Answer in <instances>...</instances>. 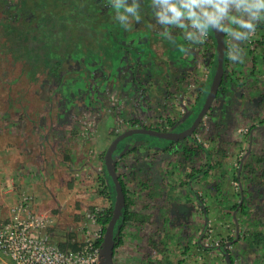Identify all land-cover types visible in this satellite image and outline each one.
I'll use <instances>...</instances> for the list:
<instances>
[{
	"label": "rangeland",
	"instance_id": "rangeland-1",
	"mask_svg": "<svg viewBox=\"0 0 264 264\" xmlns=\"http://www.w3.org/2000/svg\"><path fill=\"white\" fill-rule=\"evenodd\" d=\"M88 1L90 0H75L73 4H76L82 12L80 11L81 13L78 16H73L74 12L73 14L68 12V14L62 15L60 0H0V153L3 152V157H6L3 162H7L6 165H3L0 159V168H4L0 169V181H2L0 187L2 186L3 191L6 190L3 195L8 198L10 195H7L11 194L8 190L10 187L9 180L12 177H10V169L16 170L19 168L18 171L21 173L20 168L26 165L23 158L26 148L35 153V161L39 162L35 166L36 168L32 167L31 173L35 177L40 176V173L45 169L41 168L44 160L48 162L53 155L57 158L62 157L64 152L67 157L72 155L68 154L70 149L66 148V142L62 144V136L65 139L67 137L64 134L67 128L72 127L68 133L71 151L72 148H83L84 156L93 160V164H91L90 170L88 168V171H79V168H75L71 163L66 172L57 175L54 186L58 193H55L54 190L38 191V194L42 195L41 209L44 213L48 212L50 214L52 212V218L57 219L52 232L56 233L54 241L62 247H67L74 241L81 244L85 239L87 229H94L95 227L90 218L92 212L98 209L104 211L105 214L112 207L110 202L103 199L107 195L106 190L108 189L104 186V181L107 178L104 159L112 142L126 131L142 128L141 126L169 130L191 113L192 108L196 105L195 102L198 97L196 90L198 87L194 91L187 89L183 100H167L169 103L173 102L171 107L165 104L166 100L164 99L165 97L168 98L166 94L159 96L158 100L161 101V103L159 102V108L155 112L149 113V116H147L148 111H141V106L138 109V106L134 105L136 100L134 102L129 97L130 88L127 84L132 80L128 75V70L132 67L134 61L129 55L116 54V51L121 48V43H150V37L147 38L149 34L155 43H172V39H178L190 46H193L192 43L194 42L200 43L196 48H199L200 51L196 52V56L194 55L192 58L197 62L196 67L200 64L203 65L200 68L205 69L203 75L205 77L210 71L209 48L213 49L212 55H214L212 41H209V38H205L202 34L205 30L195 24L194 21L191 22L174 0H164L157 8L156 4H160V1L152 0V3H154L152 9L148 11V14L140 16L137 20L134 17V11L143 1L148 0H112L115 2V6L124 1L125 8L116 11L112 9V6L109 7L108 11L112 10L113 18H115L116 28L108 30L107 27L103 28L101 25L100 20L105 21L103 17L96 19V16H88L85 10ZM205 1L192 0L199 10L219 20L223 26L232 20L234 21V19L243 18V15L240 14L238 16L229 15L230 12L227 9H223L224 16L218 17L217 10H211L209 5L203 6L201 4ZM101 2L104 6L111 5L109 0H100V4ZM70 4L71 1H68L67 5L70 6ZM212 5H214V2ZM43 13L46 14L41 17L44 28L41 30V27L39 29L37 27H39L40 14ZM231 16L233 17L231 18ZM91 19H96L95 25L92 26L94 27L93 31L90 25ZM185 21L190 22L192 26V32L188 34L185 32L183 25ZM245 22L243 25L236 24V28L234 26L232 29L225 27L227 43L232 47L235 43L234 39L239 40L235 35L238 34L235 31L238 27L241 31L245 30V27L248 28L247 36L242 37L243 45H245L243 47L249 46L248 48H250L254 46L256 37L252 31H249V21ZM123 25L124 30L122 29ZM25 30H34L39 35L33 32L29 36H19L20 32ZM130 31L135 33L133 37L131 36V39L127 38L125 33ZM46 33L53 38L54 43H59L61 52V55L57 56L60 57V63L62 64L58 66V72L54 75H50L51 62L54 60L50 56V49L47 51L45 47H40L38 52V48H31L26 44L43 43L41 35L44 36ZM162 34L166 35L165 39L164 35L161 36ZM117 36H122L124 40L121 42ZM44 37L49 39L47 36ZM168 39H170L169 42ZM174 43L179 42L174 41ZM199 54L203 57L202 59H197ZM98 55H102L101 58H98ZM174 64L176 71L181 72L176 62ZM232 69H234L233 65ZM171 72L163 73L162 76L169 82L166 89L170 91L172 87V91L176 92L178 84H176L175 75ZM212 74L211 71V76ZM183 75L187 76L185 72ZM188 75L190 74L188 73ZM201 77L202 73L200 75L197 73V76H190L188 82L195 83L200 81ZM167 90L164 91L168 92ZM129 104H133L135 111L130 112L128 110ZM168 109L170 111H167ZM143 112H146V114ZM160 116L169 118L173 126L171 127L170 124L165 122L153 121L154 118L159 120ZM212 130V124L207 122L205 131L198 133L196 136L205 150H213L216 147L213 140L219 139L218 135L222 133L223 129L215 130L214 133L211 132ZM228 132L231 136L236 135L234 131L229 130ZM237 135L240 134L237 133ZM103 141L107 143V146L104 148V152L101 153L99 149ZM58 142L60 143V150L58 149ZM248 147L250 148V146H246V154L249 150ZM122 150H124V147L120 151ZM240 150L239 153L237 151L238 154L235 157H232L233 154L231 155L233 160L231 162L232 171L229 175V181L227 178L225 180V182L228 181L229 186L231 185L232 195L234 192L235 205L242 201L241 188L246 189L243 184V176L238 181L234 179L235 173L239 177L246 156L245 154L243 157L240 169H236V161L239 160L243 152L242 148ZM204 158L205 154L203 153L199 162H203ZM45 162L42 167L47 166L48 168ZM120 173H125V171L121 169ZM227 173L229 172H226V176ZM236 182L240 183L238 190L234 186ZM126 183L132 192L139 187L138 182L133 181L132 178H126ZM108 184L109 180L106 181V186ZM199 185L195 184V190L201 197L205 198L206 209V195L202 190L201 192L198 190ZM133 193L137 194L136 192ZM246 193L249 194L248 197L245 196L246 202L249 203L247 204L250 210L249 215H254L258 210L257 205L252 203L255 192L247 190ZM23 194L29 193H18V196L21 197ZM32 196L34 197V195ZM133 201L130 211L145 214L147 217L152 215L146 208L142 207L143 201L140 195L133 197ZM195 206L196 212L192 217L190 215L180 216V222L185 219L188 220L186 221L188 225L184 229L185 233L180 234L182 235L181 238L183 239V235L186 236L187 234L188 236V234L190 235L189 232H193L199 236L201 247L207 251H212L211 254L217 252L216 254L221 255L220 259L226 260L227 264H231L230 258L234 259V264H242L240 255H242L243 250L236 248L237 242L234 243L235 241L228 240L229 237L239 239L242 235L240 223L244 217L242 218L243 215L239 213L240 209L231 211L232 219L228 223L216 225L215 220L206 219L204 216L205 209L201 210L198 204H195ZM187 209L191 213L192 205L187 206ZM147 219L143 225L132 224L127 227L124 245L118 248L119 251L115 255V264H137L136 258H127L128 250L130 248L137 250L142 246L151 248L152 240L157 241L159 249L162 251L170 246V238L169 240L162 238L166 234L170 236L172 231H169V229L168 233L163 231V227L159 224L162 217L156 218L152 215V218ZM175 227L174 225L170 226L171 229H175ZM220 229L224 236L222 239L217 238L220 237L217 234ZM134 236H141L143 240L140 242L136 240L134 244L131 241V239H137L132 238ZM223 240L225 243L222 242ZM164 243L167 244L166 248L163 247ZM228 244L232 245L228 246ZM181 246L184 247V245ZM224 249H227L229 256H226ZM180 256L182 257L180 263L186 264L188 261L187 255L182 253ZM130 259H132L131 262ZM159 259L161 261V258ZM217 260L219 258L215 254L213 257L211 256L212 263L217 264ZM127 261L130 263H127Z\"/></svg>",
	"mask_w": 264,
	"mask_h": 264
},
{
	"label": "crops",
	"instance_id": "crops-1",
	"mask_svg": "<svg viewBox=\"0 0 264 264\" xmlns=\"http://www.w3.org/2000/svg\"><path fill=\"white\" fill-rule=\"evenodd\" d=\"M214 2V5H212ZM203 6H208L211 8V10H217V16H224L223 15V9L229 10V15L233 14L235 16L243 15V18H238L237 20L234 19L231 22H228L227 25L224 27H227L228 29L236 28V24L238 25H243L246 23V19L244 17L243 13H237L233 12V10L229 8H222L218 7L219 1L218 0H206L205 2L201 3ZM208 7V8H209ZM131 10V8H130ZM233 16H231L232 18ZM242 27V26H241ZM238 32L236 33V37L239 39L236 41L234 39L235 43H233V47L228 43L231 52L230 54L235 58V69H236V76L240 79H242V82H248V85L250 87H262L264 88V60L260 57V54H263L264 48L261 46L258 47L257 43L254 44L253 47L248 48L249 46L243 47V32L240 30V27L235 30ZM132 31L126 33L127 38L131 39V34ZM162 34L161 36H163ZM160 36V37H161ZM119 40L122 42L124 39L122 36H117ZM150 37V43H138L139 46L138 48L143 51L142 55H135L133 56L134 59L140 58L141 64L149 70L150 74L155 78L157 81H160L158 83L152 82V78L148 76V78L144 77L145 80H147L148 83H151L150 85L153 86L152 92V98L149 99L145 104H143L142 108H146L143 111H148L152 107V111L156 109L157 103L155 100L159 98V96L163 95L164 90H167V79L163 76L157 77V72L160 70L161 73H168V71L171 72L172 74L175 75V77H178L179 74H183L184 72H188L190 76H197V73L200 75L202 73V77L200 81H197L193 83L197 90V96L198 99L196 100L195 104L196 106L194 109H200L202 101L204 99V95L206 94L209 84L211 81V73L209 76L208 81L204 84L203 76L205 74V69L200 68L203 65H197V62L193 60L192 57L194 55L196 56V52L200 51V49H196L200 43H192L193 46H189L188 43H174V41H178V39H172V43H155L153 41L152 36L147 35V38ZM168 37V36H167ZM166 38V35H164V39ZM168 42L170 39L167 40ZM240 42V43H239ZM113 43V42H112ZM121 44H129V43H121ZM195 47V48H194ZM213 48V47H212ZM196 49V50H195ZM204 49V48H203ZM213 49L209 48L210 52V72L212 71L213 73V65L216 59V56L212 55ZM207 53L208 50L206 49ZM215 51V50H214ZM215 54V52H214ZM189 55L190 57L188 58ZM100 56V57H99ZM102 55H98V58H101ZM202 59L201 55L199 54L197 56V59ZM174 62H176L177 67L181 69V72L176 71V67ZM208 65V64H207ZM151 67V68H150ZM174 67V68H173ZM178 70V68H177ZM151 78V79H150ZM150 79V80H149ZM199 79V77H198ZM172 80V78H171ZM165 81V82H164ZM133 80H130L127 84L129 85L128 87L130 88L129 95H133L135 88L133 85ZM204 84V85H201ZM201 85V86H200ZM190 95V94H189ZM253 97L255 98L253 105H251L242 115L241 113H236L234 114V118H230L226 120V124L223 121V125L221 126L222 133L219 134V139L218 140H213L215 143L214 148L220 150L219 155L213 156L215 160L223 161L225 162V171L229 172L227 173L226 178L229 181V175L231 170V162L233 161L231 158L235 157L239 153V150L242 148V151L246 146L251 147V152L249 153L247 157L248 165L254 169L258 175H263L264 176V164L257 163L256 161L258 159H264V91L261 89L257 90L256 93L253 94ZM130 108V109H129ZM133 104H129L128 110L130 112L135 111ZM193 109V108H192ZM192 111V110H191ZM146 112H144L146 114ZM151 113V111H148V115ZM220 115V114H219ZM224 117V116H223ZM217 126V125H216ZM214 126L212 124L213 130L211 132L214 133L215 130H220L221 128L217 126ZM236 126V127H235ZM72 128V127H71ZM71 128H67L65 131V138L62 136V144L66 142V148L70 149V153L72 154L69 155L68 157L63 153L62 157L59 156L54 157L51 156L50 160L48 162H44L48 165L45 167H42L44 165H41V168H45L41 173L40 176H34L31 171L32 167H35L36 165L39 164L38 161H35V153L29 148H26L24 150V160L26 161V165L21 167V173L18 169H10L11 174H10V187H9V192L11 194H8V198H6L3 194H5V191H3L2 186L0 187V214L4 218L9 217V210L10 208L15 205V203L19 200L18 193H23L27 192L31 195H34V208L37 212L44 213V211L41 209L42 206V195L38 194V191H44V190H50V191H55V193H58L54 183L57 180V175H60L62 172H66L69 164H73L76 167L79 168V171H88V168L90 170L91 164H93V160L90 157H85L83 154V148H72L73 150L71 151V148L69 147L70 143V138H68V133L71 130ZM234 128V129H232ZM242 128H250L249 134L246 136H240L237 135L239 134L240 129ZM234 131L236 135L231 136V134L228 131ZM63 134V135H64ZM64 139V140H63ZM217 139V138H216ZM59 143V142H58ZM244 143V144H243ZM246 144V145H245ZM107 143L103 141L100 146V152H104V148H106ZM213 148V149H214ZM249 148V147H248ZM58 149L60 150V143L58 145ZM87 150V149H86ZM238 151V153H237ZM241 151V150H240ZM31 152V155H30ZM20 153V152H19ZM233 154V155H232ZM232 155V157H231ZM0 159L2 160V164L6 165L7 162L4 161L3 159L6 157H3V152L0 153ZM6 160V159H5ZM68 162V163H67ZM206 158L203 159V162H199L198 164L204 165L206 164ZM42 164V163H41ZM36 168V167H35ZM1 170L4 168H0ZM48 169V170H47ZM165 169V168H164ZM181 168L180 170H182ZM8 170V169H6ZM13 170V171H12ZM39 171V170H38ZM164 171V170H163ZM190 170L187 169V173L183 174L181 171H178L176 174H171L169 181L167 182L166 178H156V181L152 183V180H149L150 185L146 184L143 186L137 187L133 192H136L137 194L135 195L131 188H128L130 191V195L133 197L135 196H141L142 199V207L148 210L152 215L156 218L162 217V211L168 207L169 209L174 208V205H177L176 207H186V205H190V200L188 197V192H189V184L188 180L186 178L188 172ZM254 171V172H255ZM180 173V174H179ZM86 174V173H85ZM164 174V172H162ZM5 176V175H4ZM7 176V175H6ZM68 176V175H66ZM231 177V176H230ZM2 178V177H1ZM219 174L214 176H211L209 178L203 177L202 182L200 183L199 191L201 190L204 192L206 195V209L204 211V216L206 219H213L215 220V224L219 225L221 223H228L232 219L231 215V208L232 206L235 205V196L234 192L232 195V191L228 181L224 183H221V186H218V183L220 182L219 179ZM187 183H185V182ZM2 181H0L1 183ZM90 183V182H88ZM92 183V181H91ZM264 183V182H263ZM1 185V184H0ZM247 190L249 192H255L254 194V200L252 203H255L257 205V212H255L254 215H249L244 216L242 212L240 215L242 216V220L240 223L241 229H242V235L240 236L239 239L233 238L231 239L230 237L228 238L229 241L232 240L235 241L234 243L237 242L236 248H239L242 251V255H240L242 264H264V186L260 185H254V186H247ZM106 196L103 198L105 201L110 202L111 204L113 203L112 200V195H111V190L108 188L106 190ZM18 197V198H17ZM234 199V200H233ZM239 203V202H237ZM234 204V205H233ZM148 207V208H147ZM179 207V209H180ZM180 211V210H179ZM48 214V212H46ZM181 213V211H180ZM142 214V213H140ZM52 217V212L48 214ZM145 216V214H143ZM152 215L148 218H152ZM160 215V216H159ZM178 216V219H177ZM147 217V216H146ZM176 218V222H180L181 219L179 218V215H174V219ZM210 219V220H211ZM56 223H57V219ZM161 226L163 225V221H160L159 223ZM145 226V225H144ZM163 227V226H162ZM182 228L177 227L175 230V234L173 236H167L164 235L162 239L164 238H169L171 240V244L168 248H166L164 251L160 250V253H155L152 251L150 247L144 248L143 246L140 247V249L133 250L130 248L127 252V258H131L137 260V264H149L151 261V264H158L159 262H164V264H185V263H180L182 260V255L184 248L178 242H176L179 239H182ZM217 232L221 238L224 237L222 230H218ZM168 233V232H167ZM190 235L186 234V236L183 235V238L187 241L186 244L192 243L190 245L189 250L186 252V255L188 257V261L186 264H215L211 262V256L213 257L214 254L219 258L217 264H227L226 260L224 261L223 259H220L221 255L212 253V251H207L205 248L201 247L200 244V239L199 236L195 235L193 232H189ZM50 234L53 238V240L56 238V233L52 232V229L50 231ZM183 234V233H182ZM255 234H258L259 237H255ZM188 237H190L188 239ZM132 238H137V239H131L133 243L135 244L136 240L137 242H140L143 240V237L141 236H134ZM55 242V241H54ZM62 244V243H61ZM76 245V249L79 248L80 242H75L72 243L71 245L65 247L67 249H73L72 247ZM62 246V245H61ZM64 248V247H63ZM136 249V248H135ZM119 251V250H117ZM216 251V250H215ZM165 252V253H164ZM210 252V253H209ZM117 253V252H116ZM157 255V256H156ZM134 257V258H133ZM161 258V261L160 259ZM130 259V262L132 261ZM127 261V263H130ZM0 264H12L8 259L3 257L0 253Z\"/></svg>",
	"mask_w": 264,
	"mask_h": 264
},
{
	"label": "water",
	"instance_id": "water-1",
	"mask_svg": "<svg viewBox=\"0 0 264 264\" xmlns=\"http://www.w3.org/2000/svg\"><path fill=\"white\" fill-rule=\"evenodd\" d=\"M109 1L111 3L113 2V4L115 3V0ZM148 1H143V3L134 11V17L136 20L139 19L140 16L148 14V11H150L154 6L152 5L154 4L152 3V0ZM174 2L180 9L182 8V12H184L183 10H185L195 15L201 20L205 21L213 29L217 42L216 48L218 52L217 71L214 75L213 83L208 97L205 100V103L200 109L198 115H196L197 110L193 108L191 113L186 115L179 123H177L167 131L141 126L142 128H136L126 131L112 142L105 155L104 162L107 174L112 179L117 191V202L113 211V217L105 232L100 264H115L114 231L117 227L118 222L123 218L127 202L126 195L120 181V174L125 175L127 179L132 178L133 181H137L138 184L143 187L146 184L150 185L155 182L157 177H164L166 178L167 182H170L169 178L171 174H176L178 171H181L183 174H185L187 168L180 170L183 164L187 166L189 165L183 156L185 149L184 143H186V141L194 139L196 134L198 135V133L205 131L207 122L214 124V126L217 125L221 128V126L223 125V121L225 120L224 123L226 124V120L234 118V114L241 113L243 115L244 112L251 105H253V102L255 100L253 94L256 93V91L259 89L264 91V88L262 87H250L248 85V82L235 81L234 83H232L228 80L227 77L225 78V84L222 87V81L225 74V27L210 15L199 10L194 4H192L190 0H174ZM124 8V1H121V4H116V6L114 4V6H112V9L116 11L122 10ZM124 28L125 27L123 25L122 29L124 30ZM130 35L133 37L135 33L132 32ZM178 42L183 43V41L180 40H178ZM138 46L139 44L135 42L122 44L121 48L116 51V54H124L125 56L129 55L130 58H132V60L134 61V64L128 70V75L133 80L132 83L134 85L135 91L133 95H129V97L134 102L136 100L134 105L138 106L139 109V106H141L142 108L143 104H145V102H147L153 96L151 92V90H153V86L150 85V79L152 78V82H155L157 80L153 78L154 74L152 73L151 75L150 72H148L149 70H147V68L141 64L140 58L136 60L134 59L133 56L143 54V51L139 49ZM121 49L122 51H120ZM162 74L163 73L158 70L156 78L162 76ZM186 74L187 76L179 74L178 77H176V84H178L176 92L172 91V87V90H167L168 92L164 91L163 95L166 94V96H168L169 98L168 99L165 97V104L169 107L173 105V102L169 103L167 100H183L185 92L187 91V89H190V86L193 84L188 82V72H186ZM227 74L229 75L228 72ZM148 76L151 77L149 79L150 83H148L147 80L144 79V77L148 78ZM180 96H182L181 99H179ZM193 97H195V95H193ZM158 99L159 98L155 100L157 103L156 109L159 108V104L161 103V101H159ZM144 109L146 108H142L141 111H143ZM156 109L152 111L151 107L148 111L155 112ZM167 111L170 110L168 109ZM195 116L197 117L192 123L191 119ZM168 120L169 118L160 116L159 120L154 118L153 121L168 123ZM189 125L190 127H188ZM145 136H151L173 143L167 145H165L161 141H159L158 143H151L144 138ZM123 147L124 150L120 151ZM250 150L251 147L249 148L248 153L250 152ZM116 152H118V157L117 160L114 161V155L116 154ZM248 153L246 154L244 159H246ZM189 167L190 166H188V168ZM121 169L124 170L125 173H120ZM162 172H164V174H162ZM149 180H152V183H150ZM195 184H197L196 181H192L189 184L190 186L188 192L190 204L192 205V212L190 213L191 217L193 216L194 212H196L195 204H198L201 210L205 209V198L201 197L197 193V191L195 190ZM243 191L244 190L242 187L241 203L245 198V194H243ZM231 245L232 244H228V246ZM224 252L225 254H227V249H224ZM226 256L229 255L227 254Z\"/></svg>",
	"mask_w": 264,
	"mask_h": 264
},
{
	"label": "trees",
	"instance_id": "trees-1",
	"mask_svg": "<svg viewBox=\"0 0 264 264\" xmlns=\"http://www.w3.org/2000/svg\"><path fill=\"white\" fill-rule=\"evenodd\" d=\"M218 1H219V4H218L219 8L220 7L229 8V9L233 10V12L235 11L237 13H243L244 14L246 21L247 22L249 21V23H250L249 31H252L256 37V41L254 43L255 44L257 43L258 47L261 46L262 48H264V0H218ZM183 11L186 12V14H188L189 16H191L193 18L195 24H197L200 28L206 30L209 38L211 39V41L213 43V48L215 50L214 51L215 52L214 57L216 56V59H215L214 65H213V74H212V78H211V81L209 84V88H208L206 94L203 96L204 99H203L201 107H200V109H201L205 103V100L208 97V94L210 92V89H211V86L213 83L214 75L217 71V66H218V52H217V48H216L217 42H216V38H215V34H214L213 29L205 21L201 20L200 18L196 17L195 15H193V14H191L185 10H183ZM41 16H42V14H41ZM218 22H219V20H218ZM33 32L35 34L36 31H34V30L21 31L19 36H21V35L29 36ZM242 32H243V36H247L248 28L245 27V30H243ZM37 35H39V34L37 33ZM44 36H47L49 39L45 38ZM44 36L41 35L43 43H26V44L28 46H30L31 48L32 47L38 48L37 49L38 52H39L40 47H45L47 51L50 49V56L52 58H54V60H57V61L52 60V62H51L52 70L50 72V75H52L53 73L58 72V66L60 64H62V63H60V57L57 56V55H61V52L59 50V43H54L53 38L51 36H48L47 33ZM225 47H226L225 65H224L225 74H224V79L222 81V87L225 84V78L226 77L232 83H234L235 81L242 82V79H240L236 76L235 58L230 54L231 49L227 43V37L225 38ZM60 49H62V48H60ZM32 50L34 53H36V51L34 49H32ZM260 57L264 60V52H263V54H260ZM232 65L234 66V69H232ZM227 72L229 73V75L227 74ZM200 109H197L196 115L199 114ZM196 117L197 116H195L191 119L192 123ZM168 124H170L171 127L173 126V124H171L170 120H168ZM188 127H190V125ZM159 129L160 128H157V130H159ZM163 131H167V129L163 128ZM196 136H197V134H196ZM196 136L194 137V139H192L190 141H186V143H184L185 149H184V155L183 156H184L185 160L188 162V164H189L188 166H190V167L188 168L187 165L183 164L182 168L183 169L187 168L190 170L186 176V178L188 180V184H190L192 181H196L197 184H200L202 182L203 177H206V178H209L211 176L215 177V175L219 174L220 182L218 183V186L220 187L221 183H224L226 180V172L224 169L225 162L215 160L213 158V156H215V155L220 156V154H219L220 150H218V149L205 150L203 147V144L198 142ZM144 138L146 140L150 141L151 143H158L159 141L163 142L165 145L173 143V142H169V141H165V140H160L158 138L151 137V136H145ZM250 152H251V150H250ZM203 153L205 154V158H206L205 163L206 164L201 165L198 163H199V161L201 159V155ZM117 157H118V152H116V154L114 155V161L117 160ZM246 159L242 163V167H241L242 170L240 171V174H239L240 177H238V175L235 173L234 179L236 181H238L243 176V179H244L243 184H244V186H246L245 190L243 188V190H244L243 194H245V196L248 197L249 194L246 193L247 188H248L247 186L248 185L254 186L257 184L260 186H263L264 176L258 175L257 172L254 169H252V167H250V165H248L249 163ZM256 162L260 163V164L261 163L264 164V159H258ZM186 173H187V171H186ZM120 175H121L120 181L122 183L127 202H126V207L124 210L123 218L118 222L117 227L114 231L115 255H116L118 248L121 247L122 245H124L125 238H126L125 232H126L127 227L131 226L132 224L143 225L148 220L147 219L148 217H146V215L144 216L143 214L140 215V214H137V213L130 211L131 205H133L134 201L130 195V191H129L127 183H126L125 175H122V174H120ZM106 177L107 178L104 181V186H105V188H109L111 190L113 203H112L111 209L109 211H107V213H105L103 216H101L98 219V223L100 226H102L104 233L106 232V229H107L109 223L111 222V219L113 217L114 206L117 202V191H116V188L113 184V181L109 177L108 174L106 175ZM107 180H109L108 186H106ZM247 204H249V203L246 202V199L244 198V201L242 203L240 202L239 204L235 205L231 210L240 209V212H242L244 214V216L249 217L250 210L248 209ZM176 206L177 205H174V208H173L176 211V213H174V215H176V214L179 215V218H180V216L186 215L184 210L187 209V206L186 207H180L179 206L180 209H179V207H176ZM179 210L181 211V213ZM171 214H172V208L169 209L168 207L166 208V206H165V209L162 211V214H161L162 221H163V225H162L163 231L167 232L169 229V231L174 232L173 234L171 232V236H173L175 234V230L177 229V227H180V228H182L181 231L184 234L185 233L184 229L188 225V222H186V221H188V220L185 219L183 222H176V218L174 219L173 218L174 215L172 216ZM188 215H190L189 212H188ZM177 218H178V216H177ZM172 225L176 226L175 229L170 228V226H172ZM255 237H259V235L255 234ZM169 238H167V239L169 240ZM189 238L190 237H188V239ZM103 242L104 241L102 240V243ZM177 242H178V244L184 245L185 251H183V254H186V252L189 250L188 247H190V245L192 244V243H189L190 245L186 244L187 241L184 240V238L177 240ZM222 242L225 243L224 240ZM163 247L166 248L167 244L164 243ZM72 248L76 249V245H74ZM151 249L156 254L160 253L159 252L160 249H159L157 241L152 240ZM230 260H231V264H234V259L230 258ZM149 264H151V261L149 262ZM152 264H153V262H152ZM158 264H164V262L161 261Z\"/></svg>",
	"mask_w": 264,
	"mask_h": 264
},
{
	"label": "built area",
	"instance_id": "built-area-1",
	"mask_svg": "<svg viewBox=\"0 0 264 264\" xmlns=\"http://www.w3.org/2000/svg\"><path fill=\"white\" fill-rule=\"evenodd\" d=\"M202 34L208 38L207 32ZM210 73L208 71L202 81H208ZM190 89L194 91L196 86L192 84ZM249 132V128H242L239 134L247 136ZM246 149L236 161L238 170ZM234 186L238 190L240 183L236 182ZM103 215L104 211L98 209L92 212L90 218L95 227L87 229L79 248H63L50 234L55 220L47 213L37 212L33 196L23 194L10 208L8 218L0 214V253L12 264H100L105 233L98 219Z\"/></svg>",
	"mask_w": 264,
	"mask_h": 264
},
{
	"label": "flooded vegetation",
	"instance_id": "flooded-vegetation-1",
	"mask_svg": "<svg viewBox=\"0 0 264 264\" xmlns=\"http://www.w3.org/2000/svg\"><path fill=\"white\" fill-rule=\"evenodd\" d=\"M68 1H71V4L70 6L67 5ZM75 0H60L61 2V6H62V15H65V14H68V12H71L73 14V12L75 13L73 16H78L79 13H81L82 11L77 7L76 4H73ZM78 1H81V0H78ZM160 1V2H159ZM164 0H158V2L160 4H156V8L159 7L161 5V3L163 2ZM192 2V0H190ZM111 5H108V6H104L103 3L101 2L100 4V0H90L88 1V5H87V8L85 9L87 11V14L88 16L91 15V16H96V19H99L100 17H103V19L106 21H103V20H100L101 21V25L103 28H106L107 27V30L108 29H113V28H116V23L114 22L115 18H113V14H112V10L108 11L109 10V7L111 6H114V4L110 3ZM192 4L195 5L194 2H192ZM177 5V4H176ZM37 7V6H35ZM105 7V8H104ZM81 11V12H80ZM186 14V12H184ZM46 13H43L42 16L40 14V22H39V27H37L38 29L41 27V30H43V23H42V19L41 17H43ZM188 16V18L190 19L191 22H193V18L191 16H189L188 14H186ZM32 16V15H31ZM34 17V16H33ZM99 17V18H98ZM96 19H91L90 21V25H91V28H92V31L94 29V27H92L93 25H95V20ZM218 21V20H217ZM184 27H185V32L188 34L189 32H192L191 30V24L190 22L188 21H185V23H183ZM31 26V25H29ZM36 28V27H35ZM39 30V31H41ZM106 30V31H107ZM206 31V30H205ZM197 34L195 33V36ZM209 38V36H208ZM211 39L209 38V41ZM61 70V69H60ZM55 73H53L52 75H54ZM184 212L186 213V215H188V212L189 210L186 209L184 210ZM175 213V210H172V216L174 215ZM186 215H184L183 217H185ZM174 218V216H173ZM178 219V218H177Z\"/></svg>",
	"mask_w": 264,
	"mask_h": 264
}]
</instances>
